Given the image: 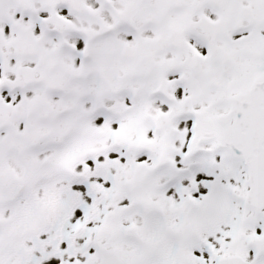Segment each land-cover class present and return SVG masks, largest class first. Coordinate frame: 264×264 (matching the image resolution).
Returning a JSON list of instances; mask_svg holds the SVG:
<instances>
[{"label": "snow or ice", "instance_id": "snow-or-ice-1", "mask_svg": "<svg viewBox=\"0 0 264 264\" xmlns=\"http://www.w3.org/2000/svg\"><path fill=\"white\" fill-rule=\"evenodd\" d=\"M0 264H264V0H0Z\"/></svg>", "mask_w": 264, "mask_h": 264}]
</instances>
